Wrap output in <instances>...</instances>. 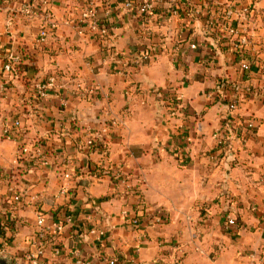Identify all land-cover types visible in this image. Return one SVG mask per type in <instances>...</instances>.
Returning <instances> with one entry per match:
<instances>
[{"label":"crops","instance_id":"0c3cea01","mask_svg":"<svg viewBox=\"0 0 264 264\" xmlns=\"http://www.w3.org/2000/svg\"><path fill=\"white\" fill-rule=\"evenodd\" d=\"M40 1L0 0V119H18L21 140L39 141L54 159L48 167L25 172L14 165L18 142L0 137L5 256L23 264V253L33 249L38 214L53 219L75 210L80 215L56 240L60 255L47 250L46 262L75 264L70 255L75 247L90 264H264V79H251L260 95L248 96L232 113L254 123L253 135L245 144L234 139L218 149L213 134L229 116L232 90L223 98L210 93L220 79L244 78L203 22L191 24L188 36L177 19L167 20L165 9L157 7L152 30L163 34L169 51L133 67L131 58L148 41L136 7L125 9L123 0L99 3L110 33L101 41L78 33L86 0H47L57 27L38 45L39 21H29L20 8ZM230 1L254 6V29L264 32L263 1ZM193 37L200 48L189 50L183 42L173 50L177 41ZM202 43L208 44L204 50ZM10 51L25 55L17 75L1 69ZM205 54L212 56L210 70L202 64ZM52 78L36 104V87ZM168 89L180 95L182 117L168 116L158 94ZM106 111L123 118L107 136L103 155L86 148L85 140L100 128ZM66 159L72 161L75 186L80 184L71 204L59 193ZM19 164L27 165L24 159ZM88 213L103 233L101 242L87 233L83 215ZM136 214L139 225L130 226Z\"/></svg>","mask_w":264,"mask_h":264},{"label":"built area","instance_id":"2783aa9c","mask_svg":"<svg viewBox=\"0 0 264 264\" xmlns=\"http://www.w3.org/2000/svg\"><path fill=\"white\" fill-rule=\"evenodd\" d=\"M104 1L106 0H86V3L81 7L76 21V27L80 35L90 33L101 41H105L109 37V28L105 26L98 13V4ZM199 1L200 3L196 0H188L186 2H183V0H123L125 9L136 7L140 11V18L146 27L144 34L148 39L145 46L140 50V54L131 58L130 65L133 67L142 66L145 63L153 61L157 55L169 51L167 42L163 39V34L152 30V24L156 20L157 7L162 11L165 9L167 20L170 18L177 19L181 30H184L185 27L191 24H195V22H203L210 30L211 37L223 48L222 50L225 51L224 49H226V52L233 56L234 61L238 64V71L244 78L239 83H230L226 79H220L217 82L215 91L210 93L211 96L213 94L217 98H223L227 90H232L231 99L226 106L229 116L223 119L222 127L213 134L215 145L218 149L228 147L229 142L234 139H238L245 144L250 138L246 129H254V123L252 121L243 122L241 119L233 116L232 113L244 103L248 96L260 95L259 89L254 88L250 83L251 79H264V32L261 31L259 33L254 29L256 9L252 5L238 4L230 0L224 5L217 4L214 0ZM257 1L264 2V0ZM202 9L205 15L202 14ZM20 13L29 21H39L36 42L38 45H44L57 27L49 2L42 0L39 5L31 2L24 3L21 5ZM262 26L264 27V19L262 20ZM151 38L152 40L149 41ZM183 42H186L189 50L193 51L200 48L193 37L192 40L185 38L177 41L174 44L173 50L180 48L181 46L179 47V45ZM207 45L202 43L201 48ZM24 59L25 55L22 51L7 52L1 64V69L8 74L17 75ZM202 60L205 69L210 70L212 56L208 54L202 55ZM53 82L54 78L50 79L46 85L36 87V104L39 99L45 97L46 89ZM168 93L175 94L173 101H171L169 96L161 100L167 109L168 116L170 118L182 117L184 115V106L180 95L172 90L168 91ZM122 118H111L109 111H106L100 128L88 135V138L85 140L86 148L90 150L99 149L103 155H106L108 151L106 138L111 130L120 125ZM0 137L5 140L18 142L14 165H19L20 168L23 167L25 172L37 165L48 167L54 162V159L42 150V145L39 141L30 145L21 140L22 125L16 118L3 117L0 119ZM23 159L26 161V166H20L19 164ZM71 165L72 161L70 159H66L63 163L61 170L62 182L59 190L62 196H67L75 187V178L72 172L69 171ZM78 215H80V212L73 210L71 213L64 215L62 219L51 220L47 219L42 213L38 214L36 216V230L31 240L33 249L23 253V264H53L52 262L48 263L45 261L46 251L49 250L56 257L60 255L61 249L56 240L66 228L73 224L75 217H78ZM83 217L84 221L88 224L87 233L101 242L103 233L96 228L92 213L85 214ZM225 222L229 226L232 223V219L227 217ZM129 225L137 227L139 219L136 217L130 218ZM5 255V248L1 247L0 257ZM70 255L75 264H90V262L81 258L79 249L75 247L71 249ZM113 262L115 263V261Z\"/></svg>","mask_w":264,"mask_h":264},{"label":"trees","instance_id":"16d2710c","mask_svg":"<svg viewBox=\"0 0 264 264\" xmlns=\"http://www.w3.org/2000/svg\"><path fill=\"white\" fill-rule=\"evenodd\" d=\"M197 2H199L200 3V1L199 0H196ZM202 14H203V9H202ZM203 15H205V14H203ZM184 30H186V33H187V35H188V33H189V31L191 30L190 29V27L189 26H187V27H185L184 28ZM194 39H198V37H195ZM168 91H170L169 89L168 90H158V94H159V98H160V100H163L165 97H167V96H169V98L171 99V101H173L174 100V97H175V94L174 93H168ZM246 132H247V134L249 135V137H251L252 135H253V133H254V129H246ZM45 153L47 154V155H49L50 156V154L47 152V151H45ZM180 160H182V157H180ZM95 170H97V167L95 168ZM79 186H80V184H78L77 183V185L75 186V189H76V191L74 192V194H72L71 192L67 195V202L69 203V204H71L74 200H75V198H76V196H77V189H79ZM67 212H68V210L65 212L66 214H67ZM65 214V215H66ZM64 216V215H63ZM62 215L60 216V215H57L55 218H53V219H51V220H59V219H62V217H63ZM134 217H136V218H140V215L139 214H136ZM129 221H130V219L128 220V224H129ZM13 223V222H12ZM6 226H7V220L6 219H4V223H3V226L1 225L0 226V239L2 240V241H4V242H8L9 241V239L5 236V231H6Z\"/></svg>","mask_w":264,"mask_h":264},{"label":"water","instance_id":"95a60500","mask_svg":"<svg viewBox=\"0 0 264 264\" xmlns=\"http://www.w3.org/2000/svg\"><path fill=\"white\" fill-rule=\"evenodd\" d=\"M0 264H12V260L6 256H1Z\"/></svg>","mask_w":264,"mask_h":264}]
</instances>
